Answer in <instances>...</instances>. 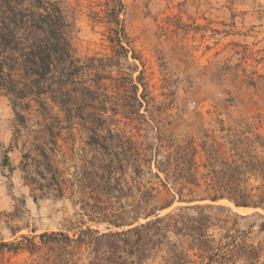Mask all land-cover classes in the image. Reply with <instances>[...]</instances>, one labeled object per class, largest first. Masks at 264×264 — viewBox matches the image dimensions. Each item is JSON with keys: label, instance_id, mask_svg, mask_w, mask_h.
Listing matches in <instances>:
<instances>
[{"label": "rangeland", "instance_id": "374dc122", "mask_svg": "<svg viewBox=\"0 0 264 264\" xmlns=\"http://www.w3.org/2000/svg\"><path fill=\"white\" fill-rule=\"evenodd\" d=\"M57 1L73 24L72 40L79 58L114 55L106 25L91 17L92 7L96 8L100 0ZM124 2L130 59L120 68L102 70L101 102L113 122L94 126L95 136L83 122H69L63 109L46 98L42 104L28 100H16L15 104L14 97L0 92V245L23 241V236L53 232L73 235L88 226L101 231L110 227L106 222H89L82 210L85 195L74 193L87 192V180L98 182L104 176V147L100 145L104 140L100 137L168 146L194 143L199 175L219 171L240 151L250 156L248 160L256 158V165L264 164V0ZM133 54L138 60L131 58ZM121 78H140L138 94L148 98L141 112L154 122L128 119L121 105L134 91L131 87V94L126 93L125 86L132 84L115 81ZM247 136L261 139L251 148ZM41 149L47 151L52 165L65 179L64 186L55 187L52 173L40 163L37 154ZM91 161L100 173L90 177L87 165ZM248 172L251 187H263L261 166L253 167V171L251 166ZM199 183L201 191L204 179L199 178ZM64 188L62 195L59 190ZM158 191V204L172 198V192L160 187ZM128 200L123 202L130 203ZM184 205H218L208 209L223 227L214 232L218 239L231 230L245 234L249 243L264 242L262 208H237L228 200ZM170 238L188 252L191 260L199 262L196 252L191 251L190 238L172 234ZM166 254L164 247L144 264H166ZM56 255L57 249L47 248L35 254L3 251L0 264H50ZM87 258L79 253L76 263L88 264ZM261 261L264 264V258Z\"/></svg>", "mask_w": 264, "mask_h": 264}, {"label": "trees", "instance_id": "16d2710c", "mask_svg": "<svg viewBox=\"0 0 264 264\" xmlns=\"http://www.w3.org/2000/svg\"><path fill=\"white\" fill-rule=\"evenodd\" d=\"M125 10L124 0H100L96 8L92 7V19L107 27L114 55L82 59L73 45V24L59 1L0 0V92L14 97L15 104L16 100L42 104V98H46L63 109L69 122H83L95 136L94 126L113 122L112 117L105 115L101 102L104 97L101 82L105 80L102 70L120 68L123 61L130 59ZM131 58L138 60L135 54ZM140 78L115 80L123 85L132 84L125 86L126 93L131 94V87L134 91L133 96L126 95L125 105L121 106L128 119L153 121L141 112L148 98L147 94H138L136 84ZM51 133L56 135L54 130ZM247 134L250 135L248 131ZM100 138L104 140L100 141L104 147V176L98 182L87 180L84 184L87 192L74 193L85 195L82 210L89 222H106L110 227L101 231L88 226L73 235L53 232L32 238L23 236V241L2 243L0 252L35 254L47 248L57 249L50 264H77L79 253L90 257L88 264H144L167 247L166 264H263L264 242L249 243L245 234L231 230L217 238L214 232L223 227L208 209L218 205H184L228 200L237 208L264 210V185L251 187L248 172L251 166L252 171L255 166L264 170L263 163L256 165V158L248 160L250 156L240 151L233 161L223 163L219 171L199 175L198 149L194 143L168 146L134 139ZM258 139L261 137L246 138L251 148ZM232 149L236 152L234 146ZM37 156L46 165L45 170L52 173L55 187L64 186L65 179L52 165L47 151L41 149ZM88 164L90 177L100 173L92 161ZM199 178L204 179L201 191ZM262 178L264 181V172ZM159 187L173 193L166 204L156 202ZM63 191L65 188L59 190L60 194ZM124 199L130 203L123 202ZM177 203L180 205L175 207ZM142 218L145 222H140ZM260 230L264 231V223ZM171 234L190 238L191 251L196 252L194 256L199 262L191 260L188 252L173 243Z\"/></svg>", "mask_w": 264, "mask_h": 264}]
</instances>
